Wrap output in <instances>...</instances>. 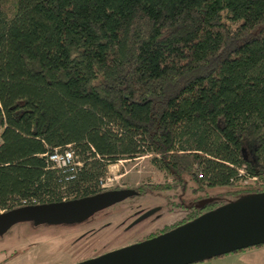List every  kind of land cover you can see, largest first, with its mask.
I'll use <instances>...</instances> for the list:
<instances>
[{"label": "trees", "instance_id": "1", "mask_svg": "<svg viewBox=\"0 0 264 264\" xmlns=\"http://www.w3.org/2000/svg\"><path fill=\"white\" fill-rule=\"evenodd\" d=\"M65 144L67 180L44 154ZM142 153L172 179L139 193L183 209L147 236L264 190V0H0V208L97 191Z\"/></svg>", "mask_w": 264, "mask_h": 264}, {"label": "rangeland", "instance_id": "2", "mask_svg": "<svg viewBox=\"0 0 264 264\" xmlns=\"http://www.w3.org/2000/svg\"><path fill=\"white\" fill-rule=\"evenodd\" d=\"M149 153L119 157L105 164L98 186H129L170 181L172 175L154 165ZM253 180L247 178L246 180ZM102 182V184H100ZM128 195L80 221L34 223L21 220L0 233V264H64L148 235L179 219L183 209L176 188L150 189ZM163 193H170L164 197ZM197 193L189 186L180 192L186 200ZM157 209L131 223L141 212ZM185 264H264V242L239 247Z\"/></svg>", "mask_w": 264, "mask_h": 264}, {"label": "water", "instance_id": "3", "mask_svg": "<svg viewBox=\"0 0 264 264\" xmlns=\"http://www.w3.org/2000/svg\"><path fill=\"white\" fill-rule=\"evenodd\" d=\"M133 193L135 189L131 186L110 187L0 209V233L21 220L80 221ZM208 198H199L196 204ZM156 209V206L150 207L130 223ZM261 242H264V190L240 194L149 236L64 264H185Z\"/></svg>", "mask_w": 264, "mask_h": 264}, {"label": "built area", "instance_id": "4", "mask_svg": "<svg viewBox=\"0 0 264 264\" xmlns=\"http://www.w3.org/2000/svg\"><path fill=\"white\" fill-rule=\"evenodd\" d=\"M44 154L45 166L55 168L58 174L66 180L74 175L76 169L80 165V161L76 159L69 144L53 146L48 151L44 152ZM100 184H102V182H100ZM61 198H64V195H62ZM33 201H35L34 197H19L16 204L31 203Z\"/></svg>", "mask_w": 264, "mask_h": 264}, {"label": "flooded vegetation", "instance_id": "5", "mask_svg": "<svg viewBox=\"0 0 264 264\" xmlns=\"http://www.w3.org/2000/svg\"><path fill=\"white\" fill-rule=\"evenodd\" d=\"M125 186H127V185H125ZM129 186H131V187H133L134 189H135V193H133V194H131V195H134V194H142V193H139V189L138 188H136V186H137V184H135V185H129ZM112 188V187H120V186H118V185H112V186H109V187H106V188ZM102 188H104V187H101L100 189H102ZM69 197H72V196H69ZM64 198H68V197H64ZM0 209H3V208H0ZM134 219V218H133ZM132 219V220H133ZM131 220V221H132ZM135 222V221H134ZM134 222H132V223H134ZM131 224V223H130Z\"/></svg>", "mask_w": 264, "mask_h": 264}]
</instances>
